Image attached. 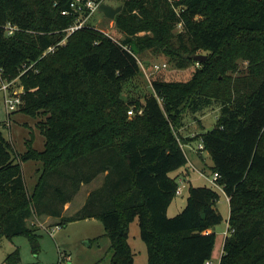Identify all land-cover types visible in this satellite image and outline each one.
<instances>
[{"label": "trees", "instance_id": "1", "mask_svg": "<svg viewBox=\"0 0 264 264\" xmlns=\"http://www.w3.org/2000/svg\"><path fill=\"white\" fill-rule=\"evenodd\" d=\"M68 3L0 0L2 78L22 87L17 111L44 117L43 148L29 144L15 157L0 123V234H24L36 252L31 216H51L58 226L96 218L110 241V264H133L128 228L137 216L145 264H208L215 239L208 230L223 218L219 191L189 185L182 210L168 216L167 208L179 183L171 172L187 163L172 128L183 112L215 104L214 127L200 136L228 197L218 264H264V0H119L113 20L121 44L90 23L57 44L74 21L61 14ZM7 23L16 26L10 35ZM122 45L134 54L162 51L178 67L194 63L198 50L207 57L189 79H154L148 94L129 98L124 84L140 67ZM237 59L248 60V73L231 79L226 71ZM27 160L41 163L30 192L21 166ZM99 174L102 183L64 214L81 185ZM18 258L15 249L6 261Z\"/></svg>", "mask_w": 264, "mask_h": 264}, {"label": "rangeland", "instance_id": "2", "mask_svg": "<svg viewBox=\"0 0 264 264\" xmlns=\"http://www.w3.org/2000/svg\"><path fill=\"white\" fill-rule=\"evenodd\" d=\"M105 2L117 6L119 0H105ZM88 22L96 29L106 31L119 40L124 36L115 27L114 20L105 17L99 11L94 12ZM180 31L181 25L176 23L173 32L178 33ZM198 54L206 55L207 52L198 50ZM137 57L144 68H140L139 74L124 84L123 95L129 98H142L143 95L148 94L151 91V81L154 79L185 81L190 78L194 68L200 66L195 60L194 63H189L185 67H178L170 56L151 48L137 53ZM163 63L166 64L164 68L157 71L152 69L154 64L161 65ZM248 63L247 59H237L236 69L234 71L228 70L226 74L231 79L246 75L248 73ZM12 82V87H21L15 79ZM218 112L219 107L215 104L194 113L185 111L179 118L177 128H172L190 160L188 159L187 163L181 168L172 171L171 175L175 176L181 170L187 168L192 180L190 182L186 180L181 194L174 195L167 208L168 216H173L182 210L186 203L189 185H210L204 176L199 175L198 171H203L206 175L211 176L212 159L204 148L200 152H197L196 149L198 144L201 143L200 134L214 127ZM128 116L131 118L133 114L129 115L128 113ZM43 119L42 115L31 117L17 110L8 113L4 105L3 92L0 90L1 130L4 138L10 144L9 150L13 157L26 151L29 144L37 150L43 148L44 135L40 132L38 125ZM189 162L195 169L190 166ZM21 166L25 186L27 191L30 192L40 174L41 163L37 160H27L21 162ZM102 179L103 174H99L89 183L82 184L72 201L68 202L66 209L65 205L67 203L64 205V214H72L77 210L84 203L86 195L102 183ZM218 191L217 206L223 218L213 227L215 239L208 264H218L225 231L227 230L228 200L221 190ZM56 220V218L46 220L44 216H31L26 220L28 225L37 227L38 248L36 252L32 251L30 240L26 235L18 234L8 237L0 234V264H8L6 257L9 253H13L15 249H17L19 258L11 264H110V241L102 235L104 229L98 219H79L65 225H57L58 228L50 234L45 227L56 226L53 224ZM128 243L133 253V264H145L147 250L145 243L140 238L137 216L129 224Z\"/></svg>", "mask_w": 264, "mask_h": 264}, {"label": "built area", "instance_id": "3", "mask_svg": "<svg viewBox=\"0 0 264 264\" xmlns=\"http://www.w3.org/2000/svg\"><path fill=\"white\" fill-rule=\"evenodd\" d=\"M100 2H105V0H69V5L67 9H63L61 10V14L63 15H73L74 16V21L72 24H70L68 27H66L63 31L65 32L63 38L57 43V44H63L67 38L68 35H70L72 32H74L77 29H80L82 27H84L85 25L89 24V18L91 17V15L98 11V5ZM106 3V2H105ZM178 14V9L174 8ZM178 25H181V22H178ZM16 29V26H13L9 23L4 25V30L5 33L7 35H10L13 33V31ZM102 31V30H101ZM102 33L105 36L110 37L113 41H115L118 44H121L120 40L117 38H114L112 35H110L108 32L106 31H102ZM51 45L49 47H47V49H45L43 51V55L46 54L47 52L53 51L56 47V45ZM123 48L125 50H127L129 53H131L137 60L139 67L140 68H144L142 63L139 61L137 54H134L129 47H127L126 45H122ZM166 66L165 63L159 65V64H154L153 65V70L157 71L159 69H162ZM0 79H1V85H0V90H2L3 92V100H4V105L6 110L8 111H14L18 108V106L21 104L22 100H21V93H22V87H12L13 82L12 81H5L2 78V69L0 68ZM138 112H141V110H139ZM129 115H131L133 112L132 110H128ZM182 147V146H181ZM203 143H202V139H201V143L198 144L196 151L200 152L203 149ZM183 149V148H182ZM184 150V149H183ZM185 153V151H184ZM186 155V153H185ZM187 157V156H186ZM188 161V158H187ZM190 166H192L194 169L195 167L189 162ZM197 170V169H196ZM199 175L204 176L209 184L214 187L217 190H222V186L220 184L217 183V178L219 177V174L217 172H212L211 176L206 175L203 171H198ZM178 186L175 189V194H181L184 186H185V181H183L182 179L178 180ZM224 193V192H223ZM226 196V195H225ZM226 199L228 200V197L226 196ZM47 229V231L52 234V232L58 228V226H52V227H45ZM225 235L228 233V229L225 231ZM208 263V261H207Z\"/></svg>", "mask_w": 264, "mask_h": 264}, {"label": "water", "instance_id": "4", "mask_svg": "<svg viewBox=\"0 0 264 264\" xmlns=\"http://www.w3.org/2000/svg\"><path fill=\"white\" fill-rule=\"evenodd\" d=\"M120 10H121V5L113 6L105 2H100L98 5V11L109 19H114L115 14H117ZM194 59L199 63L206 59V55L196 54L194 55Z\"/></svg>", "mask_w": 264, "mask_h": 264}, {"label": "crops", "instance_id": "5", "mask_svg": "<svg viewBox=\"0 0 264 264\" xmlns=\"http://www.w3.org/2000/svg\"><path fill=\"white\" fill-rule=\"evenodd\" d=\"M188 158V157H187ZM189 159V158H188ZM190 160V159H189ZM175 176H177V180L182 179L183 181L186 182V180H189V182L192 180V178L190 177L191 175L189 174L188 169H184L181 170L178 174H176ZM68 207V203L65 205V209ZM44 219L46 220H51L53 219V217L51 216H44ZM54 222V221H53ZM213 229H209L208 231H211Z\"/></svg>", "mask_w": 264, "mask_h": 264}]
</instances>
